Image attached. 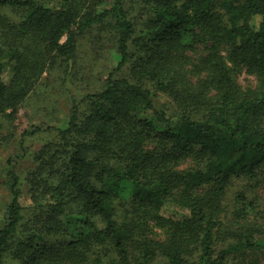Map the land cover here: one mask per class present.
<instances>
[{"label":"trees","instance_id":"trees-1","mask_svg":"<svg viewBox=\"0 0 264 264\" xmlns=\"http://www.w3.org/2000/svg\"><path fill=\"white\" fill-rule=\"evenodd\" d=\"M51 1L49 7L35 0H0V9L23 15L16 24L0 15L5 40L0 42V115L17 109L51 54L71 62L77 35L94 26L109 23L119 61L104 90L85 96L82 124L75 104L67 127L56 129L53 164L59 163L52 168L54 180L44 184L47 193L35 202L48 220L13 249L23 207L19 179L8 162L10 201L0 228V264L9 253L17 264H45L46 238L66 231L60 218L67 217L71 204L80 209L82 228L67 246L95 248L88 264H152L158 257L165 264H191L195 254L199 264H227L231 253L264 252V227L259 234L257 225L231 227L221 220L231 181L254 180L264 167V0H142L141 30L130 19L126 0L87 14L79 7L88 0ZM186 36L192 43L183 45ZM195 45L207 51L208 80L197 87L181 75L177 54ZM222 47L228 49L227 61L219 54ZM11 61L14 75L5 84L4 68ZM229 64L261 81L258 94L239 89ZM125 68L129 79L116 78ZM157 93L174 104L170 114L155 107ZM42 131L36 127L26 135ZM188 161L192 167L177 170ZM123 186L135 209L119 221L114 201ZM138 215L168 226L169 239H141L131 220Z\"/></svg>","mask_w":264,"mask_h":264},{"label":"rangeland","instance_id":"rangeland-1","mask_svg":"<svg viewBox=\"0 0 264 264\" xmlns=\"http://www.w3.org/2000/svg\"><path fill=\"white\" fill-rule=\"evenodd\" d=\"M39 3L53 6L51 0H35ZM146 0H143L145 2ZM113 0H88L82 2L79 7L81 14L91 11H102L112 5ZM126 9L129 17L134 21L137 30H141L146 20V9L142 0H126ZM0 15L7 23L16 24L23 19L20 12L9 8L0 9ZM2 38L0 29V42ZM183 45L192 43L189 36L183 38ZM64 42V38L61 40ZM194 49L180 50L177 53L182 57L183 75L190 83L189 86L197 87L208 80L203 60L207 51L201 45H195ZM220 56L228 60V49L222 47ZM119 57L116 54L115 44L111 37V27L108 22L94 26L81 34H78L75 42V56L71 62H66L62 57L51 54L41 74L32 89L18 104L14 112L0 115V228L4 221V214L10 195L6 189V171L8 162L14 168L19 179L21 190L19 202L23 207V219L19 228V235L15 243L30 232H37L44 226V220L48 213L35 209V202L45 195V186L54 180L52 168L53 152L59 143L56 129H65L68 125L69 114L76 104L79 124H82L88 113L84 102L85 96L99 93L105 88V79L114 70ZM231 75L239 89L243 92L258 94L260 80L246 73L242 68L228 65ZM14 75V62L7 63L3 72L5 84L11 82ZM129 79L128 68L116 75V78ZM215 94V91L212 92ZM211 96V94H207ZM155 107L170 114L174 104L164 94L157 93L154 99ZM148 117V115L146 116ZM39 127L43 131L34 135H26L33 128ZM50 128L51 130H46ZM155 141L152 142L154 144ZM55 165V166H54ZM193 166L188 161L180 165L177 170L184 171ZM129 189L123 186L118 190V196L114 201V210L117 220L121 221L129 213H133L135 207L130 204ZM165 209L164 214H171ZM179 212L178 210H175ZM81 212L75 204H71L67 217L60 218L61 225L66 229L63 233L46 238L48 241V258L45 264H88L97 252L95 248L89 249L77 246L72 249L67 244L73 240L75 229H81ZM141 235V239L147 238L159 243H165L169 239L171 230L168 226H160L149 216H131V220ZM221 220L227 224H237L248 227L259 226V234L264 227V167H262L254 180L235 178L231 181L224 200ZM61 226V229L63 227ZM231 226V225H230ZM232 227V226H231ZM85 230V229H83ZM224 238V237H223ZM55 259V262L51 260ZM191 264H199L197 255L192 258ZM5 264H17L12 254L5 256ZM152 264H165L162 257L156 258ZM227 264H264V252L242 251L231 253Z\"/></svg>","mask_w":264,"mask_h":264}]
</instances>
